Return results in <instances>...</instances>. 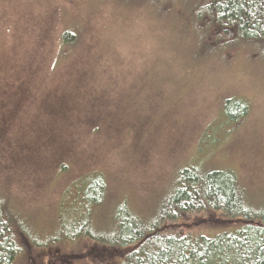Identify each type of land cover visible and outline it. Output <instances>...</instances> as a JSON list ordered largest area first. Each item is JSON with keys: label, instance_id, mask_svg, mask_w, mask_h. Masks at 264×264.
I'll use <instances>...</instances> for the list:
<instances>
[{"label": "rangeland", "instance_id": "374dc122", "mask_svg": "<svg viewBox=\"0 0 264 264\" xmlns=\"http://www.w3.org/2000/svg\"><path fill=\"white\" fill-rule=\"evenodd\" d=\"M113 8L106 0H0V104H19V91L29 83L42 91L39 98L53 114L54 99L69 104L83 99L79 117L97 130L81 138L78 132L67 134L75 156L72 151L60 156L47 146L26 153L17 147L20 136L26 134L25 147L35 142L38 122L47 125L48 117L33 106L28 115L9 107L0 119V212L16 213L14 220L32 240L46 242L59 218L81 215L82 207L69 212L77 203L67 197L82 189L86 175L104 168L111 176L104 199L93 208L99 227L106 211L122 202L130 212H150L182 166L230 173L253 205L264 207V65L238 46L228 48V57L220 50L197 62V29L176 24L155 6L134 9L127 19ZM75 25L89 36L70 64L57 59L55 42L60 30ZM89 59L97 64L88 65ZM76 61L82 62L79 67ZM73 72L85 73L77 87L70 82L78 76ZM67 86L74 87L71 99L63 92ZM101 86L115 87L113 99ZM226 99L238 108L242 104L234 120L222 115ZM28 123L31 129L24 128ZM98 157L100 165L89 163ZM52 159L69 164L68 171L59 173ZM168 226V234L206 237L235 230L217 211L184 214ZM19 242L13 264H51L48 258L64 255L59 245ZM84 247L94 251L92 263L86 253L76 256L85 264H115L122 254L86 240Z\"/></svg>", "mask_w": 264, "mask_h": 264}, {"label": "trees", "instance_id": "16d2710c", "mask_svg": "<svg viewBox=\"0 0 264 264\" xmlns=\"http://www.w3.org/2000/svg\"><path fill=\"white\" fill-rule=\"evenodd\" d=\"M106 1L123 19L134 16V9L145 6L153 9L155 6L158 12L167 18H173L176 24L197 29L194 48L197 62L205 59L208 61L220 50H223L224 55L228 57L226 54L230 52L228 48L238 46L241 49L246 48L249 56L264 65V0ZM149 13L151 14V11ZM75 26L60 30L58 40L55 42V47L56 44L58 45L57 59L68 61L70 64L74 63L76 54L82 52L76 50L77 45L89 36L77 25ZM190 36L188 39L194 40L193 36ZM89 60L91 63L88 65L96 63L92 59ZM100 61L101 66H105L102 58ZM81 63L76 61L75 66L79 67ZM89 69V75L93 77L91 67ZM72 74L78 75L76 79H70L71 84L77 87L76 81L85 77V73ZM94 78L99 79L96 75ZM111 80L113 78L109 77L108 81ZM74 87L67 86L63 91L70 96V99L75 95ZM101 87L105 96L112 98L115 87ZM23 88L24 92L19 91V104H0V119H2L1 114L9 113L7 111L9 107H14L15 114L28 115L30 107L33 106L48 117V122L47 125L44 120L41 124L38 122V131H34L37 140L27 141L26 147L22 144L26 134L20 136L17 145L20 150L24 149L27 150L26 153H30V148L35 151V146L38 148L47 146L57 150L60 156L67 151H72L75 156L74 144L67 134L75 135L78 132L76 137L81 138L89 131V134L96 135L97 130L89 127V121H82L79 117L84 106V101L80 97L81 103L78 104L54 99L52 102L54 115L41 102L39 96L44 95L42 91H36L29 83ZM91 92L92 88L89 86L86 92L87 105ZM103 99L102 96L98 97L99 101ZM238 106V104L230 105L227 99L223 100L222 115L234 120L242 113V104L241 108ZM230 111H235L236 115L230 117ZM26 127L31 129L33 125L28 123L24 125V128ZM51 162L57 164L59 173L67 172L70 167L69 164L56 159H52ZM93 162L100 165L101 158H89V163ZM108 177L111 176L106 174L103 168L83 178L82 189L76 187L74 193L67 197L71 199L70 202L77 203L75 209L69 212H77L78 207H82L81 215L71 216L68 219L59 218L54 233L46 242L39 243L36 239L32 240L28 235L29 232L26 233L23 223L21 226L14 220L18 217L16 213L11 216L0 212V264L14 263L18 255L20 239H25L36 247L48 244L59 245L64 255L62 257L59 255L56 259L48 258L51 264H57L53 261L59 264H85L86 262L76 258L85 253L89 255L87 261L92 263L91 254L94 251L86 247L80 248L84 240L88 243L95 242L104 248H111V251H121V257L115 264H264V207L253 205L244 187L232 174L216 169L204 171L192 166H182L176 171L171 188L150 212L146 214L130 212L122 202L106 211L98 227V224L94 223L93 208L99 206L104 199ZM211 211H217L222 216L223 222L231 225L235 230L231 233L222 232L214 237L194 233H167L168 222H176L184 214L206 215Z\"/></svg>", "mask_w": 264, "mask_h": 264}]
</instances>
